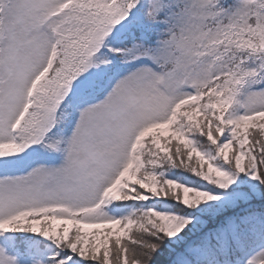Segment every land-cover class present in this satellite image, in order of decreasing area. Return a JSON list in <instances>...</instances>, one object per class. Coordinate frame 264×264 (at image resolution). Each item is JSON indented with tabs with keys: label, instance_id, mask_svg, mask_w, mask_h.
Returning a JSON list of instances; mask_svg holds the SVG:
<instances>
[{
	"label": "snow or ice",
	"instance_id": "obj_1",
	"mask_svg": "<svg viewBox=\"0 0 264 264\" xmlns=\"http://www.w3.org/2000/svg\"><path fill=\"white\" fill-rule=\"evenodd\" d=\"M0 264H264V0H0Z\"/></svg>",
	"mask_w": 264,
	"mask_h": 264
}]
</instances>
